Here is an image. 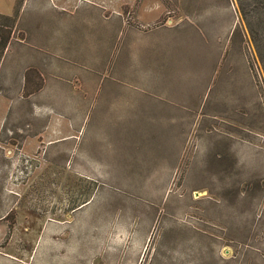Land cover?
Masks as SVG:
<instances>
[{
    "label": "rangeland",
    "instance_id": "374dc122",
    "mask_svg": "<svg viewBox=\"0 0 264 264\" xmlns=\"http://www.w3.org/2000/svg\"><path fill=\"white\" fill-rule=\"evenodd\" d=\"M16 1L0 0V15ZM47 1L23 0L7 46L32 44ZM132 1L131 45L111 16L83 19L63 93L43 92V67L18 92L9 54L0 264H264V74L250 34L260 0H162L170 15L210 8L217 19L171 30L140 27ZM152 4L140 5L141 24L158 15Z\"/></svg>",
    "mask_w": 264,
    "mask_h": 264
},
{
    "label": "crops",
    "instance_id": "0c3cea01",
    "mask_svg": "<svg viewBox=\"0 0 264 264\" xmlns=\"http://www.w3.org/2000/svg\"><path fill=\"white\" fill-rule=\"evenodd\" d=\"M144 1L145 0H139V3H136V20L137 24L142 28H150L163 21L165 22V28L169 30L174 29L177 25H181V28H194V23H199L201 21L208 22L210 19L217 20L214 15L212 16L214 11H212V9L210 10V8H207V10L201 9V11L192 10L186 13L181 12V14L176 12L175 14L170 15L168 8L163 5L162 0H149L150 2H153L152 5H154L155 12H158V15L151 22L141 24L140 20L143 19V16L139 14V7ZM82 2L83 0H55V3L52 0L47 1L48 9L42 12L43 19L40 22L42 26H37L38 23L33 22L35 26L29 29L30 32L33 31L31 34L32 44L29 45L26 43V45H24L25 41L19 38L11 42L0 59V76L9 54L13 52L15 55L10 62L7 63V70H5V72L9 71L11 74L14 73V76L11 77L15 80L14 86H18V92H22L27 88L32 89V87H34V82L28 77L31 75H28L27 78L26 75H24L25 72L29 71L31 68H48V71L45 72L47 77H42V90L44 93L65 92L62 86L64 81L63 78L72 77L66 73L68 69L65 64H67V61L76 60V58L84 52L83 43L78 41V37L76 36L78 27L83 24V19L86 20L87 23H90V21L93 20L96 22L99 21L100 17L107 19L111 16V20L116 22L115 24H117V26L122 27V25H125L128 27V34L130 37L128 45H131V24L125 19V15L126 13H130L128 10L130 11L133 9L132 0H119L117 4H115V0H96V4L94 2H88V7L85 10L86 14H79L77 17H73V15L77 14V10L75 9H77V6L81 5ZM204 12L210 14L212 17L210 16L209 19L205 15L201 16ZM105 13L107 16L103 15ZM107 21H109V19H107ZM21 22V20L18 21L19 24H21ZM236 22H238L237 18L236 21L234 19V26L236 25ZM115 24H107L106 32L103 31L96 36V40L99 41L95 46L100 44L104 45L106 43L110 34L109 28H111V31L113 32ZM67 34L72 35L73 38L68 40L66 38ZM154 41L155 42L152 44L149 42L142 44V49L147 52L148 49L155 48L159 42L164 40L155 38ZM90 42L91 41L88 39V48H90ZM37 53L42 57L41 59H36L34 57V54H36L37 57ZM97 53H99V47L94 50L93 55H96ZM2 79L3 77L0 79V85L4 84ZM8 84L12 85V81H9ZM5 98L6 97H1L4 103L6 102L7 104L8 101H11L9 98Z\"/></svg>",
    "mask_w": 264,
    "mask_h": 264
},
{
    "label": "trees",
    "instance_id": "16d2710c",
    "mask_svg": "<svg viewBox=\"0 0 264 264\" xmlns=\"http://www.w3.org/2000/svg\"><path fill=\"white\" fill-rule=\"evenodd\" d=\"M22 2L23 0L16 1L14 14L11 17L0 15V59L5 48L7 47L8 40L10 38L8 33L6 36L2 35L3 29H13L17 24L19 9ZM257 3V7H255L254 10L256 13L260 14L261 12L263 15L260 14L261 17L258 19L254 30L250 29V34L257 50L258 62L264 74V27L262 26L264 24V0H260V3L257 1Z\"/></svg>",
    "mask_w": 264,
    "mask_h": 264
}]
</instances>
